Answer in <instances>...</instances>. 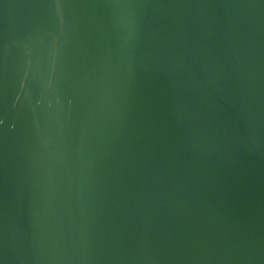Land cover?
Segmentation results:
<instances>
[{
    "label": "water",
    "instance_id": "1",
    "mask_svg": "<svg viewBox=\"0 0 264 264\" xmlns=\"http://www.w3.org/2000/svg\"><path fill=\"white\" fill-rule=\"evenodd\" d=\"M0 264H264V0H0Z\"/></svg>",
    "mask_w": 264,
    "mask_h": 264
}]
</instances>
